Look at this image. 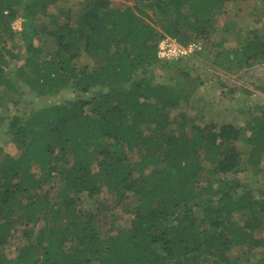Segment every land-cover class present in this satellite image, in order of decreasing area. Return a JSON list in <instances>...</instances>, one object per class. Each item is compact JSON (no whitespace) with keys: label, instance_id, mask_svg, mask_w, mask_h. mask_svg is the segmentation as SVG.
<instances>
[{"label":"trees","instance_id":"16d2710c","mask_svg":"<svg viewBox=\"0 0 264 264\" xmlns=\"http://www.w3.org/2000/svg\"><path fill=\"white\" fill-rule=\"evenodd\" d=\"M60 1L0 0V107L24 88L77 93L0 115L19 152L0 145V264H264V104L242 124L173 113L195 106L201 80L181 62L208 55L211 33L222 32L211 42L213 63L230 69L264 63V32L217 25L236 0H77L75 14L51 11ZM165 36L207 43L164 60L157 46ZM12 60H21L15 71ZM159 67L170 71L167 81ZM103 187L121 205L112 223L128 214L105 230L98 212L82 208ZM16 232L25 241L9 257L3 247Z\"/></svg>","mask_w":264,"mask_h":264},{"label":"rangeland","instance_id":"374dc122","mask_svg":"<svg viewBox=\"0 0 264 264\" xmlns=\"http://www.w3.org/2000/svg\"><path fill=\"white\" fill-rule=\"evenodd\" d=\"M113 5L129 4L133 3V0H111ZM261 0H236L228 1L225 4L226 18L221 16L218 18V26H221L224 19L234 21L242 27L243 34L245 35L252 27H259L260 31L264 32V18L258 19L259 15L252 13V10L256 8V5H261ZM71 8L73 14L78 11L77 0H61L57 5H51V11H57L59 8ZM22 17L18 15L13 21H11L12 30L16 31L21 28ZM216 25V26H217ZM221 29L217 32L210 34L208 40V55L201 52L195 54L192 57L183 58L181 65L191 67V74L193 77H199L201 80L200 87L197 88L193 94L195 106L188 107L182 106L179 109L173 111L174 117L182 109L186 112V115L195 120H208L213 118L216 121H234L238 124L244 123L246 118L258 110H260L264 104V63L254 62L251 65H244L241 67L234 66L230 69H226L219 64L213 63V52L217 48H212L211 42H216L217 35H220ZM42 35V34H41ZM44 39L38 35L35 39L37 45L44 44ZM201 44L200 49H205L203 40L199 39ZM5 44L11 47L13 40L10 41L8 36L5 37ZM237 44V41L231 40L226 44V47H232ZM11 45V46H10ZM54 47V45H53ZM11 49V48H9ZM7 49V50H9ZM13 52L17 53V48H12ZM199 49V50H200ZM24 52V49L21 50ZM205 52V51H204ZM215 56V55H214ZM9 57V56H7ZM90 63L87 57H83L80 63ZM21 60H12L8 63V70L15 71ZM157 75H160L164 81L168 80V74L170 71L163 70L161 67L155 69ZM173 78H175L173 76ZM24 88V94H16L14 96L13 103H9L7 107H0V115L5 116L7 114H20L23 111H29L32 108H38L45 104L55 103L63 101L65 99L75 96L77 93L75 90L59 91L51 96L40 97L36 94H30ZM93 93L81 94L82 97L88 98ZM179 119V118H177ZM175 125H173L174 127ZM189 126V125H188ZM4 127H0V145L3 147L4 153H8L14 156L18 155L17 145L11 139H9ZM264 165V164H263ZM250 169H245L238 173V177L243 181H247L251 175ZM55 185V184H54ZM57 190V186L54 191ZM108 206V208H105ZM114 207V209H112ZM82 208L90 210L94 214L98 212L97 219L99 221V228L102 230L108 229L110 225L114 223L115 226L122 224L128 218V214L122 212L119 220L112 223V214L115 212H121V205H116V202L112 200L111 195L103 187L102 191L93 198L85 199L82 202ZM25 240L19 232H16L8 242L4 245V252L9 257H14L19 251L22 243ZM240 248L237 247L236 250ZM234 249V254L236 252Z\"/></svg>","mask_w":264,"mask_h":264},{"label":"built area","instance_id":"2783aa9c","mask_svg":"<svg viewBox=\"0 0 264 264\" xmlns=\"http://www.w3.org/2000/svg\"><path fill=\"white\" fill-rule=\"evenodd\" d=\"M200 48L201 44L197 41H192L188 45L182 46L175 38L165 36L158 42L157 56L164 60L178 59Z\"/></svg>","mask_w":264,"mask_h":264},{"label":"crops","instance_id":"0c3cea01","mask_svg":"<svg viewBox=\"0 0 264 264\" xmlns=\"http://www.w3.org/2000/svg\"><path fill=\"white\" fill-rule=\"evenodd\" d=\"M226 44H228V42Z\"/></svg>","mask_w":264,"mask_h":264}]
</instances>
